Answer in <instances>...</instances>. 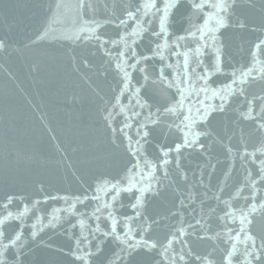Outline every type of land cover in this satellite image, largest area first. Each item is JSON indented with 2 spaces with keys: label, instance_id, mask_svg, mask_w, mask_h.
Segmentation results:
<instances>
[{
  "label": "snow or ice",
  "instance_id": "6c2138e0",
  "mask_svg": "<svg viewBox=\"0 0 264 264\" xmlns=\"http://www.w3.org/2000/svg\"><path fill=\"white\" fill-rule=\"evenodd\" d=\"M104 2L102 22L96 18L98 0H78L77 9H86L89 18L83 20V27L72 39L91 44L110 62L115 86L102 119L112 144L128 157L127 165L117 175L100 174L92 183L84 181L86 186L79 194L45 193L42 200H30L22 210L0 214V264H25L32 245L52 249L41 235L45 229L66 237V253L64 246L52 250L70 256L71 264H97L109 243L115 250L104 264H129L140 251L153 253V264H258L264 258V240L250 235L246 225L257 208L264 213V142L249 149L242 140L237 150L231 137L224 141L229 164L215 185L211 183L215 165L208 166L207 183L205 167L193 173L199 177L193 182L181 161L189 149L206 154L212 142H220L208 126V118L227 111L233 100H237L233 110L240 119L253 121L264 136V94L249 96L246 87L264 80V38L251 45L248 64L225 72L217 33L230 26L237 0H129V6L122 5L118 16L110 14L115 11L107 6L112 0ZM62 7V2H57L55 11L49 9L53 20ZM181 7L189 9L187 27L183 35H177L169 32V26ZM108 25L119 29L115 36L100 31ZM236 26L245 27L243 21ZM48 35V27L42 26L36 40ZM145 36L151 47L147 52L138 51ZM7 47V42L0 39V53ZM211 54L214 58L206 63L204 57ZM152 61H158L152 65L155 73L149 70ZM217 74L226 76L227 81L213 80ZM149 88L170 96L162 104L151 102L146 95ZM156 128L166 130L178 142L158 145L159 155L150 158L145 145ZM234 151L237 156H233ZM237 158L245 167L239 182L233 185L230 181ZM196 188L201 191L196 192ZM168 189L176 195L174 207L159 219L149 216V195L155 198ZM122 194L132 202L125 205ZM17 199L23 198L7 196L0 201V208L9 209ZM125 207L134 214H120ZM17 220L18 230L7 234L6 225ZM161 221L165 222L166 235L158 238L153 232ZM192 236L218 243L210 251L198 253L190 246ZM216 251L220 252L219 259Z\"/></svg>",
  "mask_w": 264,
  "mask_h": 264
},
{
  "label": "water",
  "instance_id": "95a60500",
  "mask_svg": "<svg viewBox=\"0 0 264 264\" xmlns=\"http://www.w3.org/2000/svg\"><path fill=\"white\" fill-rule=\"evenodd\" d=\"M57 2H62L63 7L53 20L49 9L55 11ZM77 2L0 0V39L8 44L7 50L0 53V201H5L9 195L23 198L14 200L7 210L0 208V214H6L8 210H22L25 203L42 200L45 193L79 194L82 187L86 186L84 181L92 183L100 174L117 175L127 165L128 157L121 148L112 144L102 119L103 108L115 86L110 62L91 44L72 39L73 34L83 27V20L89 18L86 9H77ZM122 5L129 6V0H112L107 6L115 10L114 13L110 11V14L118 16L122 12ZM104 7V0H98L96 18L102 22ZM188 12L187 7L174 12L170 33L183 35ZM234 12L230 26L217 33L222 46L221 66L225 72L248 64L251 45L264 38V0H237ZM239 21H243L245 27L236 26ZM197 22L203 23L202 20ZM42 26L48 27L49 35L42 41L36 40V33ZM100 31L106 36H115L119 29L108 25ZM150 47L149 37L145 36L138 51L147 52ZM213 58L214 54L204 57L206 63H210ZM156 64L158 61L150 62V72L155 73L152 65ZM134 77L139 78L138 74H134ZM213 80L222 83L227 78L217 74ZM246 87L249 96L264 94V80ZM146 95L151 98V102L162 104L170 93L161 94L149 88ZM236 103L237 100H233L232 107L227 111L208 118V126L220 142H212L211 150L206 154L195 148L185 151L181 163L191 181L195 182L199 178L193 173H199L205 167L207 183L208 166L213 164L215 171L212 172L211 183L215 185L229 164L223 144L229 137L233 149L237 150L242 140L249 149L264 142V136L255 129L254 122L240 119L233 110ZM256 103L259 107L261 101ZM211 140L210 137L204 142L207 144ZM174 142H178L175 136L156 128L150 142L145 145L146 154L155 158L159 155L158 145L170 146ZM237 155L234 151L233 156ZM235 164V174L230 181L233 185L239 182L245 167L238 158ZM177 182L181 188L185 187L179 178ZM195 190L201 191L200 188ZM121 199L125 205L132 202L126 194H122ZM175 199L176 195L171 189L155 198L149 195L147 214L158 216L159 219V216L167 214L174 207ZM119 213L134 214L127 207L121 208ZM249 220L250 223L246 225L249 234L257 240H264V213L257 208ZM31 222L28 221L29 224ZM19 224L18 220L10 222L6 225V233L13 234ZM27 231L26 226L25 234ZM41 235L52 244V249L64 246L67 252L69 242L60 232L45 229ZM153 235L158 238L166 235L164 221L157 226ZM189 240L192 249L198 253L210 251L214 243H218L199 240L195 236L189 237ZM52 249L32 245L25 264H71L70 256ZM114 250V245L106 244L97 264H104V260ZM215 254L219 259L220 252L216 251ZM154 259L153 253L140 251L130 258L129 264H153ZM254 264L257 262L254 261ZM258 264H264V258Z\"/></svg>",
  "mask_w": 264,
  "mask_h": 264
}]
</instances>
